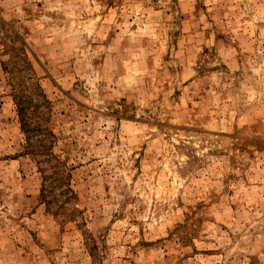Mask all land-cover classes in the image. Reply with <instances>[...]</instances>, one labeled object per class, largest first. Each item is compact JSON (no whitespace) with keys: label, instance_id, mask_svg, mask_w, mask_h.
I'll use <instances>...</instances> for the list:
<instances>
[{"label":"rangeland","instance_id":"obj_1","mask_svg":"<svg viewBox=\"0 0 264 264\" xmlns=\"http://www.w3.org/2000/svg\"><path fill=\"white\" fill-rule=\"evenodd\" d=\"M25 56L73 192L49 204ZM0 264H264V0H0Z\"/></svg>","mask_w":264,"mask_h":264},{"label":"trees","instance_id":"obj_2","mask_svg":"<svg viewBox=\"0 0 264 264\" xmlns=\"http://www.w3.org/2000/svg\"><path fill=\"white\" fill-rule=\"evenodd\" d=\"M22 45H24V47L22 46L24 49L25 44ZM25 62L31 73L26 69L17 77L10 76L12 98L20 131L24 136L23 150L20 155L28 156L38 163V170L42 175L40 198L42 202L49 204L47 196L52 193L56 186L65 185L61 191L73 194L68 187L70 174L65 171L62 161L52 150L56 136L49 127L51 102L41 88L26 56ZM69 198L70 196L64 197L65 200Z\"/></svg>","mask_w":264,"mask_h":264}]
</instances>
